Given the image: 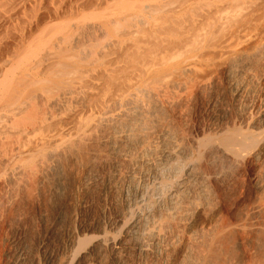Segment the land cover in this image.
I'll return each instance as SVG.
<instances>
[{
  "label": "bare ground",
  "instance_id": "6f19581e",
  "mask_svg": "<svg viewBox=\"0 0 264 264\" xmlns=\"http://www.w3.org/2000/svg\"><path fill=\"white\" fill-rule=\"evenodd\" d=\"M189 1L0 0L4 185L25 188L29 176L43 181L62 154L78 149L75 142L86 144L87 158L102 144L114 155L107 174L120 201L112 219L100 209L94 225L67 231L55 248L48 245L54 224L29 250L17 224L7 264H51L62 254L56 264H98L99 248L118 264H264V0H235L225 11L226 0H209L220 28L193 43L185 59L141 62L136 81L120 83L109 68L112 54L155 38L156 17ZM15 14L21 26L6 23ZM100 77L109 93L101 90L108 96L93 114L100 97L93 79ZM76 116L78 132L70 124ZM91 140L100 149L88 148ZM82 169L81 187L98 172ZM52 178L55 193L62 182ZM14 191L0 197L8 202Z\"/></svg>",
  "mask_w": 264,
  "mask_h": 264
},
{
  "label": "rangeland",
  "instance_id": "374dc122",
  "mask_svg": "<svg viewBox=\"0 0 264 264\" xmlns=\"http://www.w3.org/2000/svg\"><path fill=\"white\" fill-rule=\"evenodd\" d=\"M208 1L209 0H192V1L186 2L185 4L181 6L176 7L175 12H173V14H167V15L156 17L155 19L156 24L154 26V32H155L154 39H151V41L149 42L141 43L137 47H131L129 48L128 51L124 52L121 50L122 53H120L121 51H119L117 52L119 54L117 53L112 54L110 59L115 62L112 64H109V68L110 69L115 68V73H117L116 75L120 77V83L138 80L140 78V71H141L140 63L141 62H147L153 66H157L161 62L172 61L177 58L185 59V57H187L188 55L194 54V51L191 49L192 44L204 39L208 33L217 31L223 23L222 19L220 20L218 17H216V15L218 14L217 12L215 13V15L213 14V12L211 13L208 12V5H207ZM236 4L237 2L235 0H226L225 5H224V11L229 10L231 8H235ZM3 9H4V5L0 4V14L3 12ZM191 16L194 17V21L191 20L190 18ZM6 18H8L5 20L6 23L10 22L9 23L10 25L18 26V23H19V26H21V24L23 23L22 22L23 19L19 20L20 19L19 15H16L15 17L9 16ZM16 30L17 31L19 30L18 27L16 28ZM2 33L3 34H1L0 37L6 38L4 37V34H6L5 28L4 29L2 28ZM131 52H136V54L132 55ZM117 55H118V58L116 57ZM132 59L134 61H138L139 63L137 65L135 63H131ZM112 61H110V63ZM101 77L93 79V85L95 86L96 84L95 87H97L98 84L103 82ZM102 84L104 87L105 84L104 83ZM99 86L100 85H98V87L94 90V92L98 93L100 97H98L99 98L98 100L96 99L94 101L96 103L93 102L92 107L90 106V111H88L89 113L91 112H93V114L98 113L97 108L99 107L97 106H100L99 102H101L103 98H106L108 96L107 94H104L101 91L103 89V91L105 92L107 89L105 88L106 89L105 90L102 87V85L100 87ZM113 89L114 88L112 87L109 88V90L111 91ZM98 90L99 92L101 91L104 94L103 95L100 92L101 95L104 97L100 95ZM114 92L116 93V90H114L112 93ZM94 109L95 110L97 109V110L95 111ZM158 110L161 111L160 109L157 108L156 111ZM162 112L163 111H161V115L158 112L156 113V115L157 116L160 115L159 117H161L163 114ZM75 118L79 119V117L76 116L74 117V120L72 119L70 123L71 127L74 126L75 124V126L72 127L74 129L75 127L80 126V125L77 126V122H78L77 119L75 123ZM145 121L147 122L148 119L145 118ZM79 130L80 129H77V130L75 129L73 131L78 132ZM79 143L81 142H77V144L75 142L76 146L74 145L75 149L76 147L78 148L75 150L76 153L73 150L70 153V155L68 154L64 155L63 156L64 159L62 158V155H63L62 154L60 156L62 158V161H60L61 159L59 157V161H58L59 167L57 166L58 167L56 169L57 171L55 170L56 172L54 174L50 176L48 175L47 177L49 178L45 177L47 178L46 180H44L45 179L44 178L43 181H39L40 183L35 181L33 176L31 177L29 176L28 181H30L31 185L28 183V185H26L25 188L24 187L22 188V186L20 188L19 184L18 186H16L17 184H13L12 186H16V188L15 187L11 188L10 187L11 184H7L6 186V183H5L4 185L3 181H4L5 176L3 173L0 174V180L2 178L1 180L2 185H4V187L6 186L4 190V187L1 186V183H0V195H4V197L5 196L7 197V194L9 195L8 191L10 189L17 190V191H14V192H17L16 196L15 195L13 197L11 196L8 202H4L6 197L4 198L3 196H1L3 197L2 199L0 197L1 204L3 201V204L2 205L0 204V207L2 206L1 213H0V264H7L8 259H10V251L14 247V243L10 241V237L12 234L11 229L17 224L24 226L21 237H20V241H19V243L21 242L20 244L24 247V250H29L31 246L33 245V242H34L33 240H35L37 237H42L41 235L42 233L43 234L45 233L48 227L47 225L54 224L55 225V226L53 225L55 227L54 232L53 234H51L49 238L50 240L48 241V245L50 248H55V246L59 245L62 240H63L62 242H64L65 238L67 237L66 235L67 231L68 233H71V232L78 233V230L80 229L81 226L82 228H86V226L88 225H91V224L94 225V223L100 218L101 210L103 208L105 209L106 211L105 214L107 215V218L109 219L110 218L112 219L115 216V214L120 211L119 209L120 203H118L120 201H119V198L116 197L118 195V191L112 188L111 184L109 183L110 182L109 181L110 180L109 179L110 178L109 177L110 176V166L108 163H110L109 160L113 159V157H111V156H114L113 152L112 153L110 152L111 150L109 147H106V149H103L102 144H98L96 140L95 141L91 140L90 146L87 145L88 148L92 147L91 145H93L92 147L93 149H96V148L100 149L101 147L103 151V152L100 150L98 151L97 149V150H94L95 153L91 152V155H94V156L91 157L90 155V157L88 158L95 157L96 160H98L97 161L98 163L92 164V162L96 161L95 158L92 159L93 161L91 159H90L91 161L89 160L91 163L88 162L87 155H89V152L85 151L87 148L84 149L86 147L85 146L86 144L84 145V147H83V143H81L82 145L80 144L83 147L82 149V148H79L80 145L79 147L77 146ZM96 145L97 146L100 145V147H96ZM104 148H105V145H104ZM106 150H108L110 153ZM99 152L103 155H101ZM71 154H72V157L74 156L76 157V159L78 157V160L80 157L84 156L83 158H85V160L82 158L80 159L82 161L80 160L77 161L76 159H74V157L73 158L70 157ZM76 154H79V156ZM82 154L83 156H81ZM84 154H86V157ZM105 154L106 156L108 154L109 155L106 157ZM97 155L100 156V159L99 158L97 159ZM68 156L70 157L69 159H68ZM102 158L104 159L102 160ZM105 159L108 161L106 162ZM68 160H70V162ZM83 160L85 162L87 161L86 162L87 167H89V169L91 168L92 171L90 174L93 175L94 172L97 171V169H98V172H95L96 173L95 176L93 175L92 180L90 179V181L87 183L88 185L86 184L87 186L86 185L83 186V183H82V187H81L80 181L82 182L83 177H84V170L82 168L83 166L86 165V164L84 165L85 162ZM99 160L100 161L102 160V161L99 163ZM103 161L106 162L108 165L104 163ZM79 164L81 165L83 164V165L79 166ZM97 164H99V166ZM100 165H102L101 168H99ZM93 166H95L94 171L92 169ZM106 166H108V168ZM103 167L106 169H103ZM95 168L97 169L95 170ZM97 173H98V177H97ZM107 173L109 174V176ZM92 175L90 176L92 177ZM99 175H101V177H99ZM53 176L56 178H52ZM51 178L55 180L59 179L60 183L62 182L60 184L62 188L59 187V190L57 189V192L55 193L51 191V188H52L51 185L53 184V182H51ZM55 180H52V181H55ZM33 182L34 183L37 182V183L32 184ZM77 186H80V187H77ZM19 188H20V191H19ZM111 198H113V200H111ZM107 202L108 204H106ZM7 203H9L10 205ZM109 203L111 204L109 205ZM116 203L118 205H116ZM3 205H5V207H3ZM242 206L238 208L240 210L246 208V206L245 207L243 206L244 208ZM9 207L10 209L11 208L12 209L10 210ZM108 209L109 211H107ZM111 209L115 211H112ZM116 209L118 210L117 212H116ZM240 210L237 209L236 211L239 212ZM108 215L110 216L108 217ZM71 229L72 230L74 229V230L72 231ZM109 229L111 228L109 227L107 229L109 233H114L113 228H112L113 230L112 229L109 230ZM89 235H90V232H87V233L85 232L84 234L85 240L87 237H88L87 239L89 240ZM110 252L111 251L108 248H104V249L99 248V251L95 253L98 259V264H118L119 260L117 256H114L112 253H111L112 254L111 256ZM61 257L63 259L64 255L62 254V256L53 257L51 264H56L58 261H61L62 260Z\"/></svg>",
  "mask_w": 264,
  "mask_h": 264
}]
</instances>
